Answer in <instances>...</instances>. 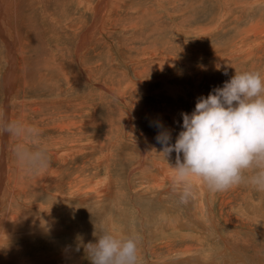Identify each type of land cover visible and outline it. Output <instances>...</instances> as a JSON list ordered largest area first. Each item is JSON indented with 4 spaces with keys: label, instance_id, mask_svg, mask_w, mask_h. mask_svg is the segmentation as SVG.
<instances>
[{
    "label": "rangeland",
    "instance_id": "374dc122",
    "mask_svg": "<svg viewBox=\"0 0 264 264\" xmlns=\"http://www.w3.org/2000/svg\"><path fill=\"white\" fill-rule=\"evenodd\" d=\"M9 1L0 0L1 13L7 10L4 16L13 21L4 27L0 17V49L10 53L7 79L14 73L16 79L4 83L0 69V107L6 100L7 120L33 124L39 135H6L0 149L7 158L0 180L6 192L0 199V264H90L78 238L94 242L101 228L137 234V264H199L202 256L209 264H264V191L247 182L215 194L204 190L196 210L205 222L199 221L175 200L169 181L156 182L152 158H164L157 124L170 130L174 143L181 113L190 114L199 97L222 87L235 71L264 76V0H107L101 28L79 0L72 7L66 0H45L43 6L40 0H13L12 6ZM42 10L60 17L67 29L57 30ZM95 26L97 32L80 44L81 34ZM0 58L3 63L6 54L0 51ZM31 68L43 94L29 86L21 92L22 74ZM21 142L42 146L48 163L23 165L15 151ZM175 156L164 158V165L175 163ZM49 174L60 194L83 191L82 198L56 199L51 185L42 183ZM168 205L180 207L178 226ZM189 252L193 260L184 256Z\"/></svg>",
    "mask_w": 264,
    "mask_h": 264
},
{
    "label": "clouds",
    "instance_id": "9594fccd",
    "mask_svg": "<svg viewBox=\"0 0 264 264\" xmlns=\"http://www.w3.org/2000/svg\"><path fill=\"white\" fill-rule=\"evenodd\" d=\"M181 116L182 130L174 143L170 130L156 125L161 129L156 136L159 152L167 161L176 154L170 166L181 204L189 202L197 181L212 194L244 182L264 191V76L260 71H235L222 87L199 97L190 114L182 112ZM25 134L36 136L39 132L8 121L0 109V136ZM15 151L27 167L48 163L46 150L39 146L20 144ZM96 231L94 242L83 243L82 237L78 238L90 264H137V234L116 235L104 228Z\"/></svg>",
    "mask_w": 264,
    "mask_h": 264
},
{
    "label": "bare ground",
    "instance_id": "6f19581e",
    "mask_svg": "<svg viewBox=\"0 0 264 264\" xmlns=\"http://www.w3.org/2000/svg\"><path fill=\"white\" fill-rule=\"evenodd\" d=\"M44 1L45 0H40V3H41V5L43 6L44 5ZM47 1V0H46ZM105 1H106V3H108L107 2V0H97V3H94V4H92V2L91 1H89V0H79V7L80 8H84L85 10H90L91 12H92V14L95 16V15H97L98 16V20H97V22H99L98 23V25H96V26H98V27H100L101 28V26L102 25H100V23L102 22V18L105 16V8H107L108 9V7L106 6V3H105ZM117 2V1H116ZM226 2V1H225ZM66 3L67 4H70V6L72 7V0H66ZM113 3V2H112ZM128 3V2H127ZM110 4V3H109ZM116 4V3H115ZM8 5L9 6H12L13 5V0H10L9 2H8ZM101 5H105L103 8L101 7ZM162 5V4H161ZM232 5V4H231ZM112 6V5H111ZM118 6V5H117ZM109 7H110V5H109ZM121 7V6H120ZM125 7V6H124ZM166 7V6H165ZM113 8H115L114 6H112L110 9H112V11H113ZM131 8V7H130ZM232 8V7H231ZM122 9V8H121ZM132 9H134L135 10V8H132ZM129 10V9H128ZM140 10V9H139ZM110 11V10H109ZM117 11V10H116ZM130 11H131V9H130ZM161 11V10H160ZM42 12V16H45L44 18H48L49 17V22L52 24V26H55L56 28H57V30H66L67 29V27H65V24L63 23V22H61L60 21V17H58V16H56L55 14H51V13H49V12H45V10H42L41 11ZM108 12V11H107ZM230 12V11H229ZM116 13V12H115ZM175 13V12H174ZM231 13H233V12H231ZM7 15V14H9V12L7 11V10H5V13H1V11H0V17L2 18V21H3V24H4V27H6V26H8V24L10 23V24H12V22L13 21H10V19H12V18H10V17H8V16H4V15ZM109 14H111L110 12H109ZM109 14H108V16H109ZM178 14V13H177ZM176 14V15H177ZM168 15V14H167ZM172 15V14H171ZM170 15V16H171ZM175 15V14H174ZM97 16H95V17H97ZM120 16V15H119ZM139 16V15H138ZM8 17V18H7ZM106 17V16H105ZM104 17V18H105ZM1 18H0V20H1ZM51 18H56L58 21V23L56 24V20H55V23L54 22H52V20H51ZM110 18V17H109ZM223 18V17H222ZM100 19V20H99ZM106 19H108V17L106 18ZM106 19L103 21V22H105L106 21ZM7 21V22H6ZM109 21H110V19H108V23H109ZM130 21V20H129ZM48 22V21H47ZM48 22V24L50 25V23ZM107 22V21H106ZM135 22H136V20H135ZM135 22H132L133 24L135 23ZM114 23H115V21H114ZM117 23V22H116ZM126 23V22H125ZM179 23V22H178ZM105 24L106 23H104L103 25V27H105ZM108 25V24H107ZM177 25V24H176ZM96 26H95V29L93 28V27H89L88 28V30L89 29H91V28H93V30H91L90 32H86V33H84V34H81V37H80V39H79V42H80V44H83L86 40H85V38L86 37H89V36H91L92 34H95L97 31H96ZM131 26H133V25H131ZM97 27V28H98ZM51 28V27H50ZM87 29V28H86ZM178 29V28H177ZM4 32H3V34H5V33H7V34H10V31H11V29H9V28H4V29H2ZM51 30V29H50ZM102 30V29H101ZM106 30H108V29H106ZM112 30V29H111ZM176 30V29H175ZM183 30H185V29H183ZM182 31V30H181ZM55 32H57L56 31V29H55ZM99 32V31H98ZM175 32V31H174ZM180 32V31H179ZM178 33V32H177ZM87 34H88V36H87ZM91 34V35H90ZM84 36H85V38H84ZM94 36V35H93ZM92 39V38H91ZM21 42H23L22 40H20ZM82 41V42H81ZM88 41H90L89 39H88ZM26 42V41H25ZM29 42V41H28ZM77 44H79V43H77ZM1 45V44H0ZM29 45H31L30 43H29ZM86 45V44H85ZM240 45V44H239ZM238 45V46H239ZM1 47V46H0ZM2 47L4 48V44L2 45ZM31 47V46H30ZM21 48V47H20ZM29 49V48H28ZM31 49H32V47H31ZM31 49H29V50H31ZM35 49V48H34ZM22 50V49H21ZM27 50V49H26ZM77 50V49H76ZM0 51L2 52V54L3 55H5L6 54V59L5 58H3V63H0L1 65H0V69L1 68H3V69H1L2 71H4L5 70V68H4V66H6L5 65V63L7 64V57H9L10 55V53H9V50H7L5 53H4V51H3V49L1 48L0 49ZM23 51V50H22ZM36 51V50H35ZM32 52H33V50H32ZM37 52V51H36ZM36 52H34V54L36 53ZM23 53V52H22ZM29 53V52H28ZM38 53V52H37ZM86 53V52H85ZM24 55H25V53H23ZM39 54V53H38ZM44 54V53H43ZM46 54V53H45ZM57 54V53H56ZM75 54H76V56H78V52H75ZM31 55V54H30ZM40 55V54H39ZM153 55V54H152ZM151 55V56H152ZM47 56V55H46ZM2 57H4V56H2ZM1 57V58H2ZM43 57V56H42ZM0 58V59H1ZM35 58V59H34ZM40 58V57H39ZM218 58V57H217ZM4 59H5V61H4ZM33 59H34V61H36L37 59H38V57L36 58V57H33ZM46 59V58H45ZM2 61V60H1ZM0 61V62H1ZM42 61H44L43 60V58H40V59H38V62H42ZM37 62V61H36ZM39 63V65L38 66H43V64H40ZM79 68H80V66L79 65H77ZM81 66H82V64H81ZM83 66H85V65H83ZM95 66V65H94ZM93 66V67H94ZM199 66V65H198ZM90 67V66H89ZM194 67H195V65H194ZM43 68H45V67H43ZM82 68V67H81ZM80 68V69H81ZM198 68V67H197ZM34 69H36V68H34ZM9 68H6V70H5V75L3 76V80H4V83H7V84H9L8 83V81L9 82H14V80L16 79L15 78V73L13 74V76H10V77H8V79H7V74L9 73ZM22 70L23 71H25V68H23L22 67ZM31 70H33L32 68L30 69V71H27L26 73H23L22 74V76H23V84H22V82H21V84H22V88H21V92H23V91H25V88L27 87V86H29V89H31V91H33V93H36V91H37V93L39 94H43L44 92H46L45 90H44V86H43V88H38V86H40V82L38 81L37 83L38 84H36L35 82H36V79L34 78L36 75H33L34 73H32V71ZM46 70V69H45ZM88 70V69H87ZM201 70V69H200ZM13 71V70H12ZM22 71V72H23ZM35 71H37V69L35 70ZM90 71V70H89ZM198 71V70H197ZM38 72V71H37ZM36 72V73H37ZM41 72V71H40ZM39 72V73H40ZM88 72V71H87ZM39 75V74H38ZM34 76V77H33ZM43 76V75H42ZM45 76V75H44ZM87 76V75H86ZM18 77V76H17ZM28 77H29V79H28ZM31 77H33L34 79H32V80H34V81H32L30 78ZM22 78V77H21ZM39 78V77H38ZM42 80V79H41ZM74 80V79H73ZM136 80V79H135ZM17 81V80H16ZM141 81V80H140ZM74 82V81H73ZM139 82V81H138ZM76 83V82H75ZM20 84V85H21ZM129 84V83H128ZM14 85V84H13ZM12 85V86H13ZM35 86V90L33 89V87ZM74 86V85H73ZM77 86H78V83H77ZM81 86V85H80ZM7 87V86H6ZM5 89V88H4ZM9 89H5V93L6 94H8L7 93V91H8ZM11 90V89H10ZM73 90V89H72ZM77 91H79V90H77ZM76 91V94L78 93ZM101 91V90H100ZM110 91V90H109ZM171 91H173V90H171ZM26 92V91H25ZM50 92V91H49ZM89 92V91H88ZM104 92V91H103ZM25 96H26V94H24ZM23 95V96H24ZM49 95V94H48ZM51 95V94H50ZM95 95V94H94ZM6 96H8V95H6ZM35 96V95H34ZM65 96V95H64ZM7 98V97H6ZM79 98V97H78ZM101 99V98H100ZM41 100V99H40ZM6 101V100H5ZM5 101L3 102V105H1V107H0V109H2L3 110V112H4V114H5V116L7 115V113H8V110H7V108H9L8 107V104L7 103H5ZM35 101V100H34ZM37 101V100H36ZM35 101V102H36ZM7 102V101H6ZM24 102V100H22V103ZM33 102V101H32ZM6 105V106H5ZM21 109V108H20ZM23 109V108H22ZM26 109V108H25ZM29 109H30V107H29ZM28 108L26 109V110H29ZM24 110V109H23ZM21 111V112H25V113H23V114H26L27 115V113L29 114V112L30 111ZM20 111V110H19ZM27 112V113H26ZM147 112V111H146ZM154 114V113H153ZM162 114V113H161ZM149 115V114H148ZM161 117H162V115H161ZM164 117V116H163ZM152 119L153 120H155V119H157V118H153L152 117ZM152 120V121H153ZM156 122H158V120L156 121ZM152 123V122H151ZM30 125L31 124H29V126L28 127H30ZM32 127H33V124H32ZM177 129V128H176ZM173 132V131H172ZM68 135V134H67ZM72 135H73V133H72ZM121 135V134H120ZM54 136V135H53ZM59 136H60V134H59ZM59 136H57V137H59ZM64 136H66V135H64ZM70 136V135H69ZM76 136V139H77V135H75ZM55 137V136H54ZM10 139H11V137H9ZM46 138V137H45ZM53 138V137H52ZM67 138V137H66ZM65 138V139H66ZM69 138V137H68ZM71 138H72V136H71ZM9 139V140H10ZM59 139V138H58ZM75 139V138H74ZM74 139H72V140H74ZM64 140V139H63ZM71 140V141H72ZM49 141V140H48ZM54 141H55V139H54ZM69 141V140H68ZM65 142V141H64ZM73 142H75V141H73ZM22 143H24V142H21V144ZM50 143V142H49ZM77 143H80V142H77ZM4 144H5V136H4V138H0V149L2 148V150L4 151V148L6 147V146H4ZM35 144V143H34ZM61 144V143H60ZM72 144V143H71ZM83 144V143H82ZM6 145H8V143L6 144ZM10 145V144H9ZM24 145V144H23ZM57 145V144H56ZM66 145V144H65ZM68 145V144H67ZM76 145H78V144H76ZM75 145V146H76ZM81 145V144H80ZM64 146V145H63ZM42 147V146H41ZM40 147V148H41ZM55 147V146H54ZM58 147V146H57ZM74 147V146H73ZM8 148H9V146H8ZM14 148V147H13ZM77 148V147H76ZM145 148H146V145H145ZM47 149H48V147H47ZM50 149V148H49ZM1 152V151H0ZM61 153V152H60ZM64 153V152H63ZM152 155V154H151ZM154 155L156 156V160H157V162L155 163L157 166H158V168H156V171H157V175H154L153 177H155L154 179H156V182H159L160 184L161 183H164V182H162V181H166L165 183H168V181L171 183V187H173V191H175V197H176V199L175 200H178L179 201V195H180V189H175V185H174V182H173V169H172V167L170 166V164H166V165H164V161H163V159H162V157L160 156V155H157L156 153L155 154H153V156H152V158L154 157ZM0 156H1V158H2V161H0V180H1V176L2 175H4V171H3V163L5 162L4 160V158H6V156H5V153H3L2 154V152L0 153ZM163 156V155H162ZM4 157V158H3ZM13 157V156H12ZM64 158H65V156H64ZM158 158V159H157ZM7 159V158H6ZM56 159H58V157H55V160ZM62 159V158H61ZM142 158H140V160H141ZM150 159V158H149ZM155 159L153 160V159H151V161L153 160L154 162H155ZM60 160V159H59ZM139 160V161H140ZM19 161V160H18ZM152 161V162H153ZM169 161V160H168ZM146 162V161H145ZM153 162V163H154ZM168 163V162H167ZM154 164V165H155ZM18 165V164H17ZM171 165H174V163L173 164H171ZM18 173V172H17ZM160 173V174H159ZM9 175V174H8ZM5 176H6V174H5ZM104 176V175H103ZM5 178V177H4ZM75 178H77V176H75L74 178H73V180L75 179ZM4 182V181H3ZM17 183V182H16ZM42 183H44L45 185H48V184H50L51 185V187L50 188H52L55 192H56V194L57 195H59L60 196V198H57L56 197V199H62L63 200V198L64 197H68L69 198V196H72V200H73V197H76V199H77V197H81L82 198V195L84 194L83 193V191H79V192H75V191H73L72 193L71 192H69V191H67V193L68 194H60L59 193V191H57L56 189H54V187H53V184H52V180H51V178H50V174L47 176V177H44L43 179H42ZM196 184H197V187H196V190L194 191V193H193V195L191 196V198H190V200H189V202L187 203V204H183V206H184V208L189 212V214H191V212L193 211L194 213H195V217H197V219H199V221L201 220V221H204V219L202 218V217H200L199 215H198V211L196 210V207L199 205V203H200V199H199V195L200 194H203V192H204V190H207V188H206V186H204L200 181H197L196 182ZM17 185V184H16ZM33 185H36L35 183L33 184ZM155 185V184H154ZM164 185V184H163ZM22 186H25V185H22ZM49 186V185H48ZM48 186H47V188H48ZM101 186V185H100ZM99 186V187H100ZM8 187V186H7ZM103 187V186H102ZM1 189V188H0ZM9 189V188H8ZM28 189V188H27ZM2 190V189H1ZM20 190V187L18 186V190H13L14 192H18ZM50 190V189H49ZM105 190H106V188H105ZM3 191V190H2ZM8 191V190H7ZM61 193H63L62 191H60ZM85 192V191H84ZM117 192V191H116ZM69 193H71V194H69ZM6 194V192L5 191H3V192H1V194H0V199L2 200L3 199V197H4V195ZM13 194V193H12ZM22 196H24L25 198H27V195H26V188H25V190L22 192ZM27 194H28V191H27ZM112 194V193H111ZM109 195V194H108ZM115 195V194H114ZM116 197V196H115ZM166 197V196H165ZM6 198V197H5ZM16 198H19V197H16ZM65 199V198H64ZM69 199H71V198H69ZM87 199V198H86ZM161 199V198H160ZM65 200H67V198L65 199ZM75 200V199H74ZM73 200V201H74ZM82 200V199H81ZM252 201V200H251ZM11 202V201H10ZM78 202V201H77ZM4 203H5V201H4ZM80 203H82V202H80ZM79 203V204H80ZM84 203V202H83ZM175 203V202H174ZM27 204V203H26ZM177 205V204H176ZM170 206H172V205H168V208H170L168 211H171L170 213H171V216L174 218V221H175V226H176V224H177V226H178V222L181 220L179 217H176V213H177V211L179 210V206H177V207H173V208H171ZM175 206V205H174ZM181 206H182V204H181ZM182 206V207H183ZM30 207V206H29ZM179 207V208H178ZM226 207V206H225ZM9 208V207H8ZM30 208H32V207H30ZM167 208V209H168ZM176 208H178V210L177 211H175L176 210ZM35 209H36V206H35ZM8 210V209H7ZM172 211H174V212H172ZM167 214H168V212H167ZM165 215V214H164ZM201 215V214H200ZM231 215V214H230ZM7 216V215H6ZM170 216V217H171ZM178 216V215H177ZM8 217V216H7ZM19 217V216H18ZM10 218V217H9ZM25 218V217H24ZM19 219V218H18ZM171 219V218H170ZM14 220V219H13ZM169 220V219H168ZM226 220V219H225ZM25 221H26V219H25ZM171 221V220H170ZM173 221V222H174ZM6 222V221H5ZM8 222V221H7ZM21 222H23V221H21ZM182 223H183V221H181ZM194 223H196L195 221H193ZM192 222V223H193ZM205 222V221H204ZM9 223H11V222H9ZM19 223V222H18ZM191 223V222H190ZM193 223V224H194ZM7 224V223H6ZM20 224V223H19ZM49 224V223H48ZM203 224V223H202ZM11 225V224H10ZM263 225V224H262ZM197 226V225H196ZM194 227V226H193ZM198 227H199V225H198ZM204 227V226H203ZM221 227V226H220ZM12 228H13V226H12ZM16 228V227H15ZM166 228V227H165ZM169 229V228H168ZM214 230V229H213ZM221 230H223V229H221ZM178 231V230H177ZM207 232V231H206ZM165 233V232H164ZM209 233V232H208ZM214 233V232H213ZM249 233V232H248ZM200 234V233H199ZM223 234V233H222ZM243 234V233H242ZM247 236V235H246ZM3 237V236H2ZM196 237V236H195ZM228 239H230V240H232V237H233V235H230V236H226ZM251 237V236H250ZM220 239H222L223 240V242H224V244H225V246H228L229 245V242H227V240H225L224 238H222V237H220ZM234 239V238H233ZM243 240V239H242ZM229 241V240H228ZM237 241V240H236ZM244 241V240H243ZM245 242V241H244ZM231 247V246H230ZM195 249V248H194ZM189 250V249H188ZM191 250H193V249H191ZM197 251H198V249H196ZM243 250V249H242ZM200 251V250H199ZM185 252V251H184ZM194 252H196L195 250H194ZM196 253H198V252H196ZM230 253V252H229ZM180 254V253H179ZM194 254L195 253H191V252H189L188 254H183L185 257H188V258H193L194 257ZM240 255V254H239ZM243 256V255H242ZM198 257H199V255H198ZM226 257V256H225ZM228 257V256H227ZM197 259H199V264H209L210 262H205V260H202L203 259V256H202V258H197ZM184 260H186V259H184ZM193 260V259H192ZM180 261V260H179ZM182 262H183V260H181ZM182 262H180V263H182ZM187 262V261H186ZM186 262H184V263H186ZM193 262V261H192ZM238 263V262H237ZM189 264V263H188ZM227 264V263H226ZM252 264V263H251Z\"/></svg>",
    "mask_w": 264,
    "mask_h": 264
}]
</instances>
